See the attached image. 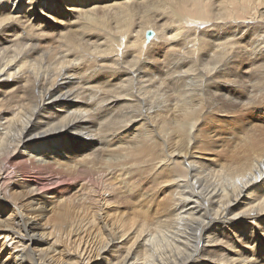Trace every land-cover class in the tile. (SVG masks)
<instances>
[{"label":"bare ground","instance_id":"obj_1","mask_svg":"<svg viewBox=\"0 0 264 264\" xmlns=\"http://www.w3.org/2000/svg\"><path fill=\"white\" fill-rule=\"evenodd\" d=\"M104 1L0 0V264H264V0Z\"/></svg>","mask_w":264,"mask_h":264},{"label":"rangeland","instance_id":"obj_2","mask_svg":"<svg viewBox=\"0 0 264 264\" xmlns=\"http://www.w3.org/2000/svg\"><path fill=\"white\" fill-rule=\"evenodd\" d=\"M113 2V1H112ZM112 2H110L109 0H107V1H104V2H100V4H103V5H105V4H109V3H112ZM97 4H99V3H97L96 2V4L95 5H97ZM94 4H92V5H90V6H93ZM89 7V6H88ZM245 15H246V12H244V14H240L239 15V17H240V19H243V18H247V17H245ZM249 20V19H248ZM140 19L139 18H135V19H133V22H132V27L133 26H135L134 27V29L135 30H139V25H140ZM200 21V22H199ZM199 22V23H198ZM196 24H198L197 26L198 27H200L201 26V28H204L205 26V23H206V21H205V23H203L201 20H197L196 22H195ZM194 22H189V23H187V26L186 27H190V26H193L194 24H195ZM200 23H202V24H200ZM204 24V25H203ZM142 25V24H141ZM139 26V27H138ZM202 26H204V27H202ZM67 29H69V27L67 26L66 27V29L64 30V31H66ZM185 30V29H184ZM148 31V30H147ZM130 32V31H129ZM128 32V33H129ZM187 33H185L184 31H183V34H188V31H186ZM66 33V32H65ZM154 34H156V33H154ZM55 35H58V33L57 34H55ZM61 35H63V34H61ZM122 35L123 34H121V35H118V37H116L115 35H113V36H110L111 37V42H110V44L111 45H116V44H118V40H119V38L120 37H122ZM155 36V35H154ZM180 35H178L177 37H179ZM101 38V37H100ZM130 39H132L131 38V36L129 37L128 36V34H125V37L122 39V41H121V43H122V45H123V47L121 48V50H123L125 47H127L128 46V44H129V40ZM52 44V42H48L47 43V45H51ZM174 44V43H173ZM117 46V45H116ZM103 47H105V46H103ZM4 79H6L5 77H0V105H2V104H7V102H9V101H12V100H15V99H19L20 98V96H22L23 94H24V92H26V91H28L29 90V88L31 87V85H32V81H31V79L30 78H28V77H26L25 75H22L21 77H20V79L19 80H17V81H12L13 79L11 78V80H10V82H9V84H6L5 85V83L4 82H2ZM112 80H114L113 78H112ZM121 82H123V80H117L116 82H115V85L114 86H116V85H121ZM119 113H116V115H118ZM109 119V118H108ZM46 174V173H45ZM61 181L60 180H56L53 184H52V186L55 188V187H58L59 186V183H60ZM70 182H73V181H70ZM66 185L67 186H69L70 187V183H66ZM72 191V190H71ZM66 194H64V196H65ZM51 219V221H53V220H55V218H50Z\"/></svg>","mask_w":264,"mask_h":264},{"label":"water","instance_id":"obj_3","mask_svg":"<svg viewBox=\"0 0 264 264\" xmlns=\"http://www.w3.org/2000/svg\"><path fill=\"white\" fill-rule=\"evenodd\" d=\"M153 34H154V31L153 30H149L148 32H147V39H149V38H151L152 36H153Z\"/></svg>","mask_w":264,"mask_h":264}]
</instances>
